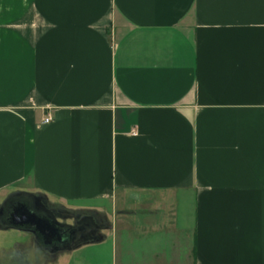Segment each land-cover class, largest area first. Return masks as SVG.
Wrapping results in <instances>:
<instances>
[{
  "label": "crops",
  "instance_id": "1",
  "mask_svg": "<svg viewBox=\"0 0 264 264\" xmlns=\"http://www.w3.org/2000/svg\"><path fill=\"white\" fill-rule=\"evenodd\" d=\"M0 264H264V0H0Z\"/></svg>",
  "mask_w": 264,
  "mask_h": 264
},
{
  "label": "flooded vegetation",
  "instance_id": "2",
  "mask_svg": "<svg viewBox=\"0 0 264 264\" xmlns=\"http://www.w3.org/2000/svg\"><path fill=\"white\" fill-rule=\"evenodd\" d=\"M17 217H26L24 212L16 213ZM36 221L34 222L39 230L41 240L44 242L58 243L61 241L62 229L58 226H54L47 217L40 213L39 215H34Z\"/></svg>",
  "mask_w": 264,
  "mask_h": 264
},
{
  "label": "built area",
  "instance_id": "3",
  "mask_svg": "<svg viewBox=\"0 0 264 264\" xmlns=\"http://www.w3.org/2000/svg\"><path fill=\"white\" fill-rule=\"evenodd\" d=\"M51 120V116H50V114H47L43 119H42V122L43 123H47V122H49Z\"/></svg>",
  "mask_w": 264,
  "mask_h": 264
},
{
  "label": "rangeland",
  "instance_id": "4",
  "mask_svg": "<svg viewBox=\"0 0 264 264\" xmlns=\"http://www.w3.org/2000/svg\"><path fill=\"white\" fill-rule=\"evenodd\" d=\"M56 255V254H55Z\"/></svg>",
  "mask_w": 264,
  "mask_h": 264
}]
</instances>
